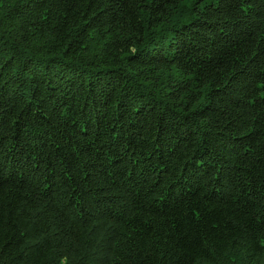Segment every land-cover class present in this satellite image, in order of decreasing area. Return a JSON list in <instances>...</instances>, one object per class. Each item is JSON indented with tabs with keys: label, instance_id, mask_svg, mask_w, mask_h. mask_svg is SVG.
<instances>
[{
	"label": "trees",
	"instance_id": "obj_1",
	"mask_svg": "<svg viewBox=\"0 0 264 264\" xmlns=\"http://www.w3.org/2000/svg\"><path fill=\"white\" fill-rule=\"evenodd\" d=\"M0 264H264V0H0Z\"/></svg>",
	"mask_w": 264,
	"mask_h": 264
}]
</instances>
